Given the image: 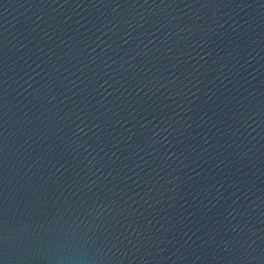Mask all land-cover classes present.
<instances>
[{"label":"water","instance_id":"water-1","mask_svg":"<svg viewBox=\"0 0 264 264\" xmlns=\"http://www.w3.org/2000/svg\"><path fill=\"white\" fill-rule=\"evenodd\" d=\"M0 264H264V0H0Z\"/></svg>","mask_w":264,"mask_h":264}]
</instances>
